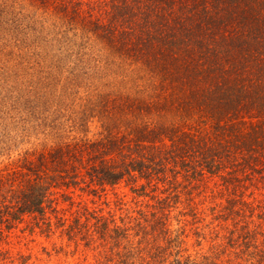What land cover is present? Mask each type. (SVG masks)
Instances as JSON below:
<instances>
[{
    "label": "rangeland",
    "instance_id": "obj_1",
    "mask_svg": "<svg viewBox=\"0 0 264 264\" xmlns=\"http://www.w3.org/2000/svg\"><path fill=\"white\" fill-rule=\"evenodd\" d=\"M128 2L0 0V176L15 173L24 157L35 158L38 151L49 149L46 146L55 142L51 137L63 129L70 137L85 135L104 140L111 134L110 114L119 116L115 131H126L149 109L165 112L176 123L181 120L178 124L185 130L190 125L212 124L214 117L209 115L204 123L200 122L201 112H188L186 86L183 89L166 78L164 71L153 73L146 64L150 60L148 53L134 51V32L120 34L131 27L139 29L137 20L123 14L133 11L139 15V2L146 4V0ZM151 2L147 12L152 32L141 35L151 39L154 48L149 56L159 52L158 43H164L160 31L163 22L157 13L170 11L163 0ZM171 2L177 13L179 7L191 3ZM181 23L182 32L184 27L192 26L190 19ZM141 30L147 27L142 24ZM194 33L198 39L204 38L195 31L192 37ZM184 40L185 37L178 45L168 42L167 47L178 52L177 63H183L187 56ZM199 52L200 49L194 52L195 59L200 57ZM125 96L142 108L128 111L130 108L121 105ZM113 98L119 107L109 106ZM124 111L129 112L125 118ZM222 114L218 118L227 115ZM233 118L247 130L252 122L264 119V105L248 108ZM261 150L251 162L257 165V172L251 171L247 177L240 173L239 181L234 178L229 182L222 174H208L190 182L181 173L174 185L158 182L146 185V189L140 187L146 182L140 178L105 189H95L84 182L55 187L51 197L57 211L48 207L45 218L25 215L23 220L10 222V226L0 221V264H97L102 247L98 248L95 241L87 245L84 230L68 234V225L84 221L90 226L97 217L135 224L151 216L164 198L165 205L172 206L166 208L171 210L169 215L160 214L162 220L171 225L174 235L184 233L187 251L201 264H264V250L262 254L258 252L264 249V149ZM58 221H64V226H58Z\"/></svg>",
    "mask_w": 264,
    "mask_h": 264
},
{
    "label": "trees",
    "instance_id": "obj_2",
    "mask_svg": "<svg viewBox=\"0 0 264 264\" xmlns=\"http://www.w3.org/2000/svg\"><path fill=\"white\" fill-rule=\"evenodd\" d=\"M163 1L170 11H157L164 37V43L156 45L159 52L149 56L154 48L151 39L142 38L152 32L148 26L151 15L147 12L151 0H146V4L139 2L142 6L139 15L133 11L123 14L140 25L136 31L131 27L120 34L134 32V51L148 53L150 60L146 64L153 73L164 71L166 78L183 89L186 86L188 112H201L200 122L204 123L210 115L214 117L212 124L190 125L185 130L178 124L181 120L176 123L165 112L154 113L149 109L145 112L148 115L142 113L140 118L152 113L151 116L139 118L126 131L114 130L119 116L110 114L111 134L104 140H92L85 135L70 137L66 134L68 130L63 129L51 137L55 142L46 146L49 149L38 151L35 158L24 157L21 168L12 173L14 177L8 173L0 176V221L10 226V222L23 220L25 215L45 218L48 207L57 211L51 195L58 186L84 182L95 189H105L139 178L146 181L141 188L158 182L174 185L181 173L190 182L208 174H222L230 182L234 178L239 181L240 173L247 177L251 171L257 172V165L254 167L251 162L264 149V119L257 124L252 122L246 130L233 117L248 108L264 105V0H189L190 5L179 7V13L173 12L171 0ZM185 19L192 20V26L184 27L182 32L181 22ZM142 24L147 30H141ZM230 29L242 32L237 34ZM194 31L204 34V38L198 39L196 33L192 37ZM184 37L187 56L183 63H177L178 52L169 49L168 42L178 45ZM198 49L200 57L195 59L194 52ZM124 98L121 105L130 108L128 111L142 108L130 96ZM110 103L111 108L120 106L114 98ZM128 111H124V118ZM222 113L226 117L218 118ZM183 122H187L184 117ZM119 132L122 133L116 134ZM165 201L166 198L162 199V205L145 221L120 224L97 217L90 226L84 221L68 225V234L84 230L87 245L95 241L98 248L102 247L97 264H201L187 251L184 233L174 235L171 225L162 220L171 212L166 208L172 206L170 203L166 206ZM58 222L59 226L64 221ZM48 223L51 229V221ZM263 250L259 249V254Z\"/></svg>",
    "mask_w": 264,
    "mask_h": 264
}]
</instances>
